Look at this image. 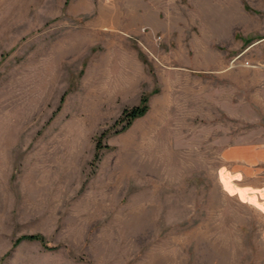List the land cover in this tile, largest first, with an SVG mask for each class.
Instances as JSON below:
<instances>
[{
	"label": "rangeland",
	"instance_id": "374dc122",
	"mask_svg": "<svg viewBox=\"0 0 264 264\" xmlns=\"http://www.w3.org/2000/svg\"><path fill=\"white\" fill-rule=\"evenodd\" d=\"M232 145L264 148V0H0V264H264Z\"/></svg>",
	"mask_w": 264,
	"mask_h": 264
},
{
	"label": "crops",
	"instance_id": "0c3cea01",
	"mask_svg": "<svg viewBox=\"0 0 264 264\" xmlns=\"http://www.w3.org/2000/svg\"><path fill=\"white\" fill-rule=\"evenodd\" d=\"M247 148L244 145H232L226 147L224 153L227 158L232 162V164H238V162L242 163V170L240 171V174L236 173L235 171H232V168H234V166H232V168L228 171L227 187L229 188L228 191L232 192L233 195L237 194V196H240L247 204L254 207L264 217V174L262 173V171L258 170L259 168L256 164L261 163V159H264V148L256 147L253 149L255 151H258L257 153L260 156L252 158L253 160H255V164L253 165L247 163V158L244 154L235 155L236 149L245 150ZM237 180L238 182H240L241 180L247 181V183H244V186L242 187V193L240 195L235 188V182Z\"/></svg>",
	"mask_w": 264,
	"mask_h": 264
},
{
	"label": "trees",
	"instance_id": "16d2710c",
	"mask_svg": "<svg viewBox=\"0 0 264 264\" xmlns=\"http://www.w3.org/2000/svg\"><path fill=\"white\" fill-rule=\"evenodd\" d=\"M148 99L149 95L143 94L138 105L130 108H124L113 125L98 136V138L96 139L94 160L98 159L99 152L103 147L101 145V140L105 137L109 130L114 129L116 126L120 125V129L116 131V133H120L126 130L133 121L145 115V113L148 111ZM20 240L38 241L42 247L47 248V244L41 235L23 236L22 238H20ZM20 240H18L17 243Z\"/></svg>",
	"mask_w": 264,
	"mask_h": 264
}]
</instances>
